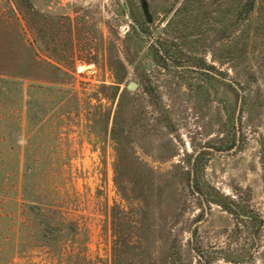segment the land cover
Listing matches in <instances>:
<instances>
[{
    "label": "rangeland",
    "instance_id": "rangeland-1",
    "mask_svg": "<svg viewBox=\"0 0 264 264\" xmlns=\"http://www.w3.org/2000/svg\"><path fill=\"white\" fill-rule=\"evenodd\" d=\"M183 1L0 0V264H264V30Z\"/></svg>",
    "mask_w": 264,
    "mask_h": 264
},
{
    "label": "trees",
    "instance_id": "trees-1",
    "mask_svg": "<svg viewBox=\"0 0 264 264\" xmlns=\"http://www.w3.org/2000/svg\"><path fill=\"white\" fill-rule=\"evenodd\" d=\"M189 1L190 0H184L183 4L178 7L174 14L169 18L164 29L169 36H172L171 31L175 29L174 24L175 26H179L180 23L183 22V18L188 16L190 9ZM15 2L27 15L30 9L33 11V4L31 0H15ZM34 12L37 15L40 14V12H37L36 10H34ZM252 21L257 24L258 30H264V0H219V39L230 37L231 31L237 25H242ZM250 26L251 23L247 25L246 31L249 30ZM135 29L138 31L139 28L136 26ZM144 32H146V30H144ZM161 41L162 40L159 41L160 46L157 48V53L165 60L166 55H171L169 43L172 41ZM199 66L201 67V65Z\"/></svg>",
    "mask_w": 264,
    "mask_h": 264
}]
</instances>
